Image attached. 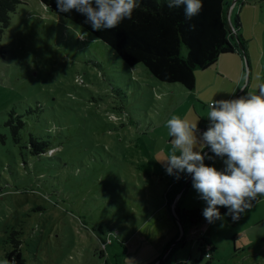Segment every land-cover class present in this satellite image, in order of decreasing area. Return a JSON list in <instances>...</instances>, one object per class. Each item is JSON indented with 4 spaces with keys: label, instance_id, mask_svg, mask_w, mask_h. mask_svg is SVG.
<instances>
[{
    "label": "rangeland",
    "instance_id": "rangeland-1",
    "mask_svg": "<svg viewBox=\"0 0 264 264\" xmlns=\"http://www.w3.org/2000/svg\"><path fill=\"white\" fill-rule=\"evenodd\" d=\"M19 1L0 38V264L14 241L24 264H130V237L151 225L149 213L186 174L177 179L158 162L171 148L167 120L187 117L200 130L215 100L264 87V0H230L248 57L236 51L197 69L193 89L124 64L40 0ZM12 113L26 123L18 142L6 125ZM31 139L52 150L35 154ZM207 166L225 168L221 158ZM185 183L173 203L207 207L192 179ZM222 217L210 229L213 258L195 234L173 252L179 237L172 240L153 264H264V196L240 220Z\"/></svg>",
    "mask_w": 264,
    "mask_h": 264
},
{
    "label": "clouds",
    "instance_id": "clouds-1",
    "mask_svg": "<svg viewBox=\"0 0 264 264\" xmlns=\"http://www.w3.org/2000/svg\"><path fill=\"white\" fill-rule=\"evenodd\" d=\"M167 4L169 8L184 6L186 20L202 10V0H167ZM140 6L141 0H57L60 12L75 10L84 15L94 31L114 29L131 20ZM208 107L209 124L203 132L187 117L174 115L167 120L171 148L158 162L177 179L185 172L191 175L193 188L206 202L202 214L209 223L223 220L218 206L226 207L227 215L236 220L252 207V201L264 196V87L259 95L217 99ZM205 148L214 156L204 155ZM214 157L223 159L222 171L205 164V159ZM3 264H15V258Z\"/></svg>",
    "mask_w": 264,
    "mask_h": 264
},
{
    "label": "trees",
    "instance_id": "trees-1",
    "mask_svg": "<svg viewBox=\"0 0 264 264\" xmlns=\"http://www.w3.org/2000/svg\"><path fill=\"white\" fill-rule=\"evenodd\" d=\"M19 2V0H0V38L9 26L11 13L16 11ZM40 2L48 5L47 9L50 11L68 19L107 44L124 64L130 67L142 64L160 82L180 84L187 89L195 87L197 69L205 70L215 65L222 55L240 51L228 25L227 11L230 7V0H202V10L191 20H186L184 6L169 8L167 0H141V6L134 10L131 20H124L114 29L100 31H94L90 24L85 23L86 17L75 10L70 13L60 12L57 0H40ZM232 25L248 57L245 40L239 34L241 21L238 15ZM6 125L10 126V133L14 140L20 141L26 126L22 115L12 113ZM30 142L35 154L42 155L52 150L46 141L31 139ZM209 155L214 156L211 151L206 156ZM208 162L209 160L205 159L206 165ZM190 176L188 174L181 182L171 185L166 193L170 204ZM218 208L221 215L227 214L226 207ZM203 209L201 207L188 208L180 214L178 208L174 207L185 229L182 242L185 241L189 231L184 223H188L191 229L199 226L205 218L202 214ZM231 218L233 219L232 216ZM236 220H240V215ZM180 233L179 230L177 238ZM203 241L201 238L198 239L202 255L207 254L206 248L210 245ZM14 243V249L7 254V258L9 261L15 258V264H24L19 244L16 241ZM214 249L210 245V256Z\"/></svg>",
    "mask_w": 264,
    "mask_h": 264
},
{
    "label": "crops",
    "instance_id": "crops-1",
    "mask_svg": "<svg viewBox=\"0 0 264 264\" xmlns=\"http://www.w3.org/2000/svg\"><path fill=\"white\" fill-rule=\"evenodd\" d=\"M231 19V17H230ZM233 54V53H229ZM225 55V54H224ZM202 122V121H201ZM200 125H202L200 123ZM188 175L187 173L182 176L179 181H175L177 183L181 182L184 177ZM173 182L172 184H174ZM171 184V185H172ZM171 185L168 187L166 193L169 191ZM174 202V200H173ZM171 202L172 204H174ZM172 204H170L167 200L162 206H160L155 211H151L148 215V222L151 223L147 229H142L140 232L137 231L130 237V240L127 243V251L131 254L137 255L134 262L130 264H153L158 259L159 253L167 246V244L171 243L172 240L177 238L178 232L180 230V225L175 218L172 217L170 210ZM181 206L177 203L174 204L180 212H183L184 209H188L186 205L183 204L181 201ZM186 206V207H185ZM223 207V206H218ZM175 211V210H174ZM204 220H206L204 218ZM202 221L199 226L194 229L189 228L188 223H184V225L189 229V233L186 234V239L182 242V238L178 243H181L184 246L187 243V240L191 235H197V239H203V242H207L208 244L212 245L215 248V241L214 237L210 232L211 226L213 223H209L207 220ZM198 232H200L198 234ZM154 239L155 243L154 246H149ZM150 241V243L148 242ZM177 245L173 246V250L176 248ZM169 247V246H168ZM168 251H170L168 249ZM171 252V251H170ZM214 251L211 252V255ZM156 258V259H155ZM213 258V255H212ZM155 259V260H154Z\"/></svg>",
    "mask_w": 264,
    "mask_h": 264
},
{
    "label": "water",
    "instance_id": "water-1",
    "mask_svg": "<svg viewBox=\"0 0 264 264\" xmlns=\"http://www.w3.org/2000/svg\"><path fill=\"white\" fill-rule=\"evenodd\" d=\"M233 3H234V2H233ZM231 7H232V5L228 8V11H227L228 25H229L231 31H232L233 34H234V37H235V39H236V43H237V45H238L239 50L243 53L244 58L247 59V57H246V55H245V50H244V48H243V45H242L241 42L239 41V39H238V37H237V32L235 31V29H234V27H233V25H232V23H231V19H230V9H231ZM247 65H248V62H247ZM191 179H192V177L190 176L188 180H191ZM186 182H187V181H186ZM186 187H187V183L184 184L183 188L180 190L179 194L177 195V198H178V197L180 196V194L185 190ZM174 201H175V200H174ZM172 210H173L172 212H173V216H174L175 220L178 221V223H179V225H180V231H181L178 241L174 244V245H176V244L181 240L182 236L184 235V233H185V229H184V226L181 224L178 215H177L176 212L174 211V204H172ZM169 249H170V248H169ZM167 252H168V250H167Z\"/></svg>",
    "mask_w": 264,
    "mask_h": 264
},
{
    "label": "built area",
    "instance_id": "built-area-1",
    "mask_svg": "<svg viewBox=\"0 0 264 264\" xmlns=\"http://www.w3.org/2000/svg\"><path fill=\"white\" fill-rule=\"evenodd\" d=\"M207 128H208V127H202V128L200 129V132L206 131ZM208 151H211V149L208 148ZM208 153H209V152H208ZM208 153H207V154H208ZM206 251H207V254H206V255H207L208 257H210V254H209V251H210V245L207 246Z\"/></svg>",
    "mask_w": 264,
    "mask_h": 264
},
{
    "label": "bare ground",
    "instance_id": "bare-ground-1",
    "mask_svg": "<svg viewBox=\"0 0 264 264\" xmlns=\"http://www.w3.org/2000/svg\"><path fill=\"white\" fill-rule=\"evenodd\" d=\"M211 257V256H210Z\"/></svg>",
    "mask_w": 264,
    "mask_h": 264
}]
</instances>
